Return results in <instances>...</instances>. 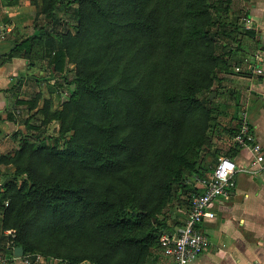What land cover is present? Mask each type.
<instances>
[{
  "label": "trees",
  "instance_id": "trees-1",
  "mask_svg": "<svg viewBox=\"0 0 264 264\" xmlns=\"http://www.w3.org/2000/svg\"><path fill=\"white\" fill-rule=\"evenodd\" d=\"M32 1V31L7 56L44 60L42 80L69 94L55 108L37 107L38 94L26 101L58 129L30 141L37 126L27 121L18 148L0 156L12 169L2 227L30 263L38 254L55 264H147L178 225L174 202L198 192L188 178L208 171L217 111L209 96L255 30L242 26L246 12L232 11L233 0ZM56 11L73 15L74 27L59 30Z\"/></svg>",
  "mask_w": 264,
  "mask_h": 264
},
{
  "label": "crops",
  "instance_id": "crops-1",
  "mask_svg": "<svg viewBox=\"0 0 264 264\" xmlns=\"http://www.w3.org/2000/svg\"><path fill=\"white\" fill-rule=\"evenodd\" d=\"M34 9L32 0H0V156L11 155L18 148L20 131H25L27 121H31L28 114L36 110L27 113V109L23 112L19 109L28 107L27 81H34L35 73L27 75L28 60L7 56L15 40L22 33L31 32L27 27L32 26ZM231 9L246 12L240 23L245 29L255 30L253 37L241 38L239 48L232 42L229 44L236 51L224 67V75L220 72L222 80L218 81L224 84V155L241 166L250 163L251 151L233 144L227 129H233L240 122L243 110L248 114L252 133L264 155V0H233ZM11 170L9 164L0 163V192ZM234 178V185L227 188V197L210 202L215 216L198 224L208 242L191 264H264V173L254 176L237 172ZM188 212L189 209L183 218L179 217L174 231ZM13 236V229L2 227L0 213L3 257L0 264H26L22 256L14 253ZM147 264H172V257L159 245L152 250Z\"/></svg>",
  "mask_w": 264,
  "mask_h": 264
},
{
  "label": "built area",
  "instance_id": "built-area-1",
  "mask_svg": "<svg viewBox=\"0 0 264 264\" xmlns=\"http://www.w3.org/2000/svg\"><path fill=\"white\" fill-rule=\"evenodd\" d=\"M245 20L249 22L248 18ZM230 140L233 144L251 151L250 163L239 166L232 158L220 155L204 175L192 174L188 178L187 182L192 183L198 190L190 199L189 212L176 231L160 236V244L172 257V264H191L207 244V236L199 230L198 224L215 216L209 204L220 197H227V188L234 185L237 172H246L254 176L264 173L263 149L255 140L246 110L240 112L239 129ZM35 258L38 260L41 256L37 254ZM2 259L0 254V262ZM23 259L26 264L30 262L27 256Z\"/></svg>",
  "mask_w": 264,
  "mask_h": 264
},
{
  "label": "rangeland",
  "instance_id": "rangeland-1",
  "mask_svg": "<svg viewBox=\"0 0 264 264\" xmlns=\"http://www.w3.org/2000/svg\"><path fill=\"white\" fill-rule=\"evenodd\" d=\"M56 13L60 17V19H62V24H60L57 27L59 30L60 29L63 30L65 28L72 29L74 27L75 20L72 17L73 15L63 14L62 11H56ZM27 29L29 30L31 29L32 31V26L27 27ZM26 66L29 69L27 75H30L29 73H35L34 76H36L38 79H41V80L38 82L27 81L29 85L26 87L25 97H27L30 100L31 98H34L38 94L39 98H38L37 107H41L43 105L44 100H50L52 104L51 105L52 108L58 107L61 100L65 99L69 94V90L67 89V87L66 86L59 87L53 84L54 83L53 79L49 80L48 82L42 80V77L48 76L50 74V71L44 60L40 62H35V64L32 66L28 62H26ZM71 67L72 66L68 67V76L70 77L73 75V68ZM27 75H26V78H27ZM221 75H224V72H222ZM221 75L220 73L218 74L219 82L220 80H222V78L220 77ZM218 81L213 86L214 87L213 92H215V95L211 97V99H215L216 101L217 111L215 113L213 129L211 130L210 136L208 137V141H207V145L209 147V153L205 155L204 161H203V166H207L208 171L211 166L210 164L216 161L219 156V155L214 156L213 155L214 151L220 150L223 152L224 151V140H226V138L224 139V84L222 85L221 83H218ZM27 108L28 107H21L19 109L21 112H23V110H26ZM26 112L29 113L27 110ZM26 112L23 116L27 114ZM34 113L28 114L29 115L28 118L31 120L30 121L31 124H34L37 126V128H31L29 130V132L32 133V135L29 138L30 141H37L43 138H45V140H49L50 138L52 139V137H54L57 133V129H58L57 122L52 120L46 124H42L39 113L35 111ZM38 135H39V138H37ZM19 136L21 138V135ZM191 197L192 195H190L189 199L186 200V197L181 194L180 201L176 200L174 202L175 205L173 207V210L171 211V214L173 213L172 216L179 215V217L183 218L187 212L188 203L190 202ZM34 264H51V263L48 261H45L41 257Z\"/></svg>",
  "mask_w": 264,
  "mask_h": 264
},
{
  "label": "water",
  "instance_id": "water-1",
  "mask_svg": "<svg viewBox=\"0 0 264 264\" xmlns=\"http://www.w3.org/2000/svg\"><path fill=\"white\" fill-rule=\"evenodd\" d=\"M213 95H215V92H212L209 97L211 98ZM14 253H15L16 256L21 257L23 255V253H24L23 252V247L20 246V245L15 246L14 247Z\"/></svg>",
  "mask_w": 264,
  "mask_h": 264
}]
</instances>
